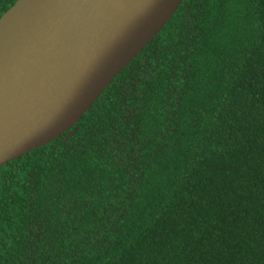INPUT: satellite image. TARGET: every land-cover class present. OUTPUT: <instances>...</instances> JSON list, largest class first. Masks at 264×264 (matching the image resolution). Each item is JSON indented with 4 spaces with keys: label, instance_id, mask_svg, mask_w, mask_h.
Wrapping results in <instances>:
<instances>
[{
    "label": "trees",
    "instance_id": "16d2710c",
    "mask_svg": "<svg viewBox=\"0 0 264 264\" xmlns=\"http://www.w3.org/2000/svg\"><path fill=\"white\" fill-rule=\"evenodd\" d=\"M0 264H264V0H182L73 127L2 166Z\"/></svg>",
    "mask_w": 264,
    "mask_h": 264
},
{
    "label": "water",
    "instance_id": "95a60500",
    "mask_svg": "<svg viewBox=\"0 0 264 264\" xmlns=\"http://www.w3.org/2000/svg\"><path fill=\"white\" fill-rule=\"evenodd\" d=\"M181 2L46 0L43 44L0 58V168L73 127Z\"/></svg>",
    "mask_w": 264,
    "mask_h": 264
},
{
    "label": "bare ground",
    "instance_id": "6f19581e",
    "mask_svg": "<svg viewBox=\"0 0 264 264\" xmlns=\"http://www.w3.org/2000/svg\"><path fill=\"white\" fill-rule=\"evenodd\" d=\"M46 0H20L0 22V58L14 63L43 44V29L37 14Z\"/></svg>",
    "mask_w": 264,
    "mask_h": 264
}]
</instances>
